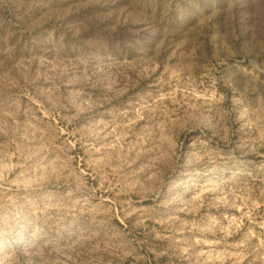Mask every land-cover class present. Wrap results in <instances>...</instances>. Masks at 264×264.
I'll return each instance as SVG.
<instances>
[{
  "label": "rangeland",
  "instance_id": "374dc122",
  "mask_svg": "<svg viewBox=\"0 0 264 264\" xmlns=\"http://www.w3.org/2000/svg\"><path fill=\"white\" fill-rule=\"evenodd\" d=\"M0 264H264V0H0Z\"/></svg>",
  "mask_w": 264,
  "mask_h": 264
}]
</instances>
